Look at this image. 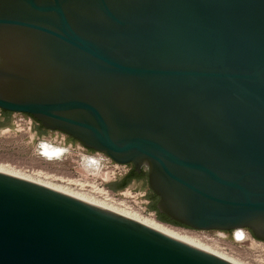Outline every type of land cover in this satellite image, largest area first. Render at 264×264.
I'll return each instance as SVG.
<instances>
[{"label":"water","instance_id":"95a60500","mask_svg":"<svg viewBox=\"0 0 264 264\" xmlns=\"http://www.w3.org/2000/svg\"><path fill=\"white\" fill-rule=\"evenodd\" d=\"M0 108L144 166L171 220L264 241V0H0ZM0 264L232 263L0 172Z\"/></svg>","mask_w":264,"mask_h":264},{"label":"rangeland","instance_id":"374dc122","mask_svg":"<svg viewBox=\"0 0 264 264\" xmlns=\"http://www.w3.org/2000/svg\"><path fill=\"white\" fill-rule=\"evenodd\" d=\"M13 120L15 129H1L0 168L85 199L104 205L106 203L107 206L109 204L111 206V200L123 203L127 210L135 214L152 215L158 220L153 211L147 210L149 202L146 197L149 192L147 180L133 181L118 191H113L107 186L124 176L130 165L113 163L110 157L106 159V155L98 153L86 155L78 143L75 147L69 148L63 144L64 135L60 132L55 131V140H53V134L37 139L32 130V117L23 118L15 113ZM43 140L64 148L68 147L67 155L58 160L45 159L38 153L37 146ZM91 157L99 160L96 167L85 164V160ZM104 170L107 176L102 180L106 173ZM166 224L181 230H189L187 231L189 233L193 232L202 241L203 247L241 264H264V241L255 240V237L244 229L242 230L246 237L243 240H237L236 229L194 230Z\"/></svg>","mask_w":264,"mask_h":264},{"label":"bare ground","instance_id":"6f19581e","mask_svg":"<svg viewBox=\"0 0 264 264\" xmlns=\"http://www.w3.org/2000/svg\"><path fill=\"white\" fill-rule=\"evenodd\" d=\"M38 146V153L43 156L45 159L47 160H58V159H61L62 157H64L65 155H67L68 153V147L67 148H64V147H61L59 145H55L49 141H41L39 143ZM70 151V150H69ZM36 152V151H35ZM90 156V155H89ZM95 157V156H94ZM94 157H91L87 160H85V164L86 165H93V166H97L99 164V160L94 158ZM100 157V156H99ZM71 158V157H70ZM103 159V158H102ZM72 161V160H71ZM64 162V161H63ZM68 163V162H67ZM77 167V166H76ZM78 169V168H77ZM102 169V168H101ZM105 169V168H104ZM81 171V169H79ZM102 171V170H101ZM105 171V170H104ZM0 172H3V173H6V174H9V175H12V176H16V177H19V178H22V179H25V180H29V181H32V182H35V183H38V184H41L43 186H46V187H49V188H52L54 190H57V191H60V192H63V193H66L68 195H71L73 197H76L78 199H81L83 201H86L88 203H91L93 205H96V206H99L101 208H104V209H107L109 211H112L114 213H117L119 215H122L126 218H129L133 221H136L142 225H145L149 228H152L154 230H157L159 232H162L164 234H167L169 236H172L174 238H177L181 241H184L186 243H189L191 245H194L196 247H199L215 256H218L232 264H241L237 261H235L234 259L232 258H228V257H225V256H222L220 255L219 253H215L205 247H203V243L202 241H200L199 238L196 237V235L192 233H189L187 231L189 230H186L185 229H179V228H176V227H172V226H169L167 225L166 223H162L158 220H156L155 218L152 217V215H146V214H135L133 212H131L130 210H127L126 206L123 205V203H116L114 201L111 200V206L110 204L107 206L106 203L105 205L104 204H101L99 202H95V201H92V200H89V199H85V198H82L80 196H76V195H73L69 192H66V191H63L61 189H57L55 187H51V186H48V185H45L43 183H40L38 181H35L33 179H29L27 177H24V176H21L19 174H16V173H13V172H10V171H6V169H2L0 168ZM82 172V171H81ZM106 172V171H105ZM84 173V172H83ZM85 175V173H84ZM104 175V174H103ZM87 176V175H86ZM99 176V175H98ZM107 176V172L105 173L104 177L102 178V180H104ZM92 177V176H91ZM100 177V176H99ZM98 179V178H97ZM101 191V190H100ZM106 195V194H105ZM104 195V196H105ZM105 197H108V196H105ZM109 198V197H108ZM107 198V199H108ZM104 201V200H103ZM107 201V200H106ZM119 202V201H118ZM115 204V205H114ZM131 209V208H130ZM135 212V211H134ZM174 226V225H173ZM198 235V234H197ZM235 235H236V238L237 240H243L246 236H245V232L242 230V229H236L235 230ZM249 235V234H248Z\"/></svg>","mask_w":264,"mask_h":264},{"label":"flooded vegetation","instance_id":"af4514ba","mask_svg":"<svg viewBox=\"0 0 264 264\" xmlns=\"http://www.w3.org/2000/svg\"><path fill=\"white\" fill-rule=\"evenodd\" d=\"M15 113H22V112H12V111H7V110H4V109H1V108H0V121H2V122L5 123V122H7V120L9 121V120L13 119ZM32 118H33V117H32ZM33 119H34V118H33ZM34 121H35V126H34V130H33V131H34V133H35L38 137L47 134V132H49V131H50V132L57 131V130H51V129H47V128H45V127L41 124V122L38 121L37 119H36V120L34 119ZM61 134L64 135V136L62 137V139H63V144H65V145L68 146L69 148H73V147L76 146V144L78 143V144H80V147H81L83 150L88 151V152H94V153H95V150L85 147L80 141L74 139L73 137L67 135L66 133H64V132L61 131ZM131 170H134V171L136 172L137 175H141V174H143V173H146V174H147V170H146V168H145L144 166L140 169V171H136L135 168H134V166H133V164H130V168H129V170H128L127 173L131 172ZM127 173H126V174H127ZM140 180H144V179H141L140 177H133V178L130 180L129 184H130L131 182H133V181H136V182H137V181H140ZM244 230H245L246 232H250L249 230H247V229H245V228H244ZM250 233H251V232H250Z\"/></svg>","mask_w":264,"mask_h":264},{"label":"trees","instance_id":"16d2710c","mask_svg":"<svg viewBox=\"0 0 264 264\" xmlns=\"http://www.w3.org/2000/svg\"><path fill=\"white\" fill-rule=\"evenodd\" d=\"M31 117H33V116H31ZM133 177H140L141 179L147 180V174L146 173H143L141 175H137L134 170H131V172L125 174L120 179L115 180V181L107 184V186L113 191L121 190V189H123L124 187H126L129 184L130 180ZM146 197L149 200V202L147 204V210L148 211H153L156 214V218L159 221H162V222L168 223V224H172V225H175V226L186 227V226H183V225L179 224L178 222H176L174 220H171L170 218H168L167 216H165L164 214H162V213H160L158 211V209L156 207V202H157L158 196L153 191H151L149 189V192H148Z\"/></svg>","mask_w":264,"mask_h":264},{"label":"built area","instance_id":"2783aa9c","mask_svg":"<svg viewBox=\"0 0 264 264\" xmlns=\"http://www.w3.org/2000/svg\"><path fill=\"white\" fill-rule=\"evenodd\" d=\"M106 157V159H109V157L108 156H105Z\"/></svg>","mask_w":264,"mask_h":264}]
</instances>
